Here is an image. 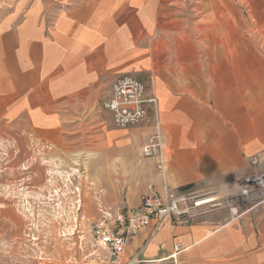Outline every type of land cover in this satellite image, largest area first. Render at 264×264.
<instances>
[{
	"label": "rangeland",
	"instance_id": "374dc122",
	"mask_svg": "<svg viewBox=\"0 0 264 264\" xmlns=\"http://www.w3.org/2000/svg\"><path fill=\"white\" fill-rule=\"evenodd\" d=\"M32 1L0 0V39L1 25ZM139 4L140 13L152 12L154 24L121 33L122 43H135L138 49H132L139 52L128 58V69L122 73L144 83L147 98L156 99L157 111L152 109L140 125L119 128L105 106L109 83L90 97L89 103L108 111L106 119L117 130L111 138L122 141L120 148L111 145L108 150L115 151L118 159L107 160L106 168L103 161L89 158L96 156V144L77 138L86 135V125L72 128L75 123H70L63 128L64 144L53 142L49 134L41 137L32 126L36 117L27 109L31 106L12 111L16 104L6 94L10 88L0 80V181L5 180L7 149L15 147L5 139L25 137L24 159L15 170L25 175L17 181L21 189L38 186L27 193L28 202L22 198L21 203L28 219L22 235L25 252L1 257L0 264H83L89 258L105 259L107 251L93 236L100 206L137 208L149 187L159 193L164 189L157 158L143 150L157 133L170 188L205 197L217 191L214 196L242 191L256 178L262 181L250 195L226 194L190 223L168 220L192 225L218 212L228 216V222L242 225L249 215L264 216V86H260L264 81L257 79L264 73V0H139ZM118 74H112V83L122 75ZM178 74L188 79L178 80ZM220 83L224 86L218 87ZM86 102V95L73 99L69 112L63 113L65 119L86 124ZM36 199V204L29 203ZM116 199L121 202L114 203ZM164 223L156 232L149 226L137 235L152 228L153 236Z\"/></svg>",
	"mask_w": 264,
	"mask_h": 264
},
{
	"label": "crops",
	"instance_id": "0c3cea01",
	"mask_svg": "<svg viewBox=\"0 0 264 264\" xmlns=\"http://www.w3.org/2000/svg\"><path fill=\"white\" fill-rule=\"evenodd\" d=\"M135 1L33 0L29 8L20 6L1 25L0 80L10 88L6 94L16 104L12 111L20 112L30 105L27 109L36 117L32 126L37 133L41 137L49 134L59 144L65 143L62 130L70 123H75L72 128L86 125V135L77 138L96 144L97 154L89 158L103 161L104 168L107 160L118 159L115 151H108L111 145L120 148L122 141L111 138L117 130L106 119L108 111L89 103V99L107 83L110 87L112 74H123L128 69V58L139 54L132 49H138L135 43H122L121 33L145 30L154 24L152 12L149 14L146 8L147 14L140 13L143 10L139 0ZM178 75V80L188 79L187 75ZM258 77L264 81V73ZM221 85L224 86L220 83L218 87ZM169 86L173 89L172 83ZM84 95L88 100L86 124L83 120L65 119L63 113L69 112L71 101ZM4 143L15 147L7 149L5 180L0 181V258L25 252L22 235L28 219L21 212L22 198L28 202L27 193L38 189H21L17 180L25 174L15 172L21 168L26 151L21 145L27 139L10 136ZM84 168L86 176V164ZM119 202L116 199L114 203ZM29 203L36 204L37 199ZM151 233L149 228L137 235L125 256L138 253L136 264H264V216L260 214L245 217L242 225L228 222V216L218 212L201 217L192 225L168 220L158 233ZM179 243L183 250L174 260V246ZM104 258H87L83 264H109Z\"/></svg>",
	"mask_w": 264,
	"mask_h": 264
},
{
	"label": "built area",
	"instance_id": "2783aa9c",
	"mask_svg": "<svg viewBox=\"0 0 264 264\" xmlns=\"http://www.w3.org/2000/svg\"><path fill=\"white\" fill-rule=\"evenodd\" d=\"M146 94L144 83L130 74H122L113 81L105 106L111 111L117 127L140 125L148 120L152 109L153 112L157 111L156 99L147 98ZM143 150L146 156L157 158V171L163 178L164 189L159 193L149 187V192L143 196L142 204L137 208L114 210L109 206H100L101 216L94 224L93 236L97 244L107 251L106 261L109 264H136L138 253L131 257L125 255L129 241L140 231L153 226L156 232L161 224L171 218L177 223H190L192 218L205 213L217 200L203 202L227 194L214 196L218 194L217 191L201 197L196 192L168 187L160 134L152 135ZM182 250L183 245L176 244L173 256Z\"/></svg>",
	"mask_w": 264,
	"mask_h": 264
},
{
	"label": "bare ground",
	"instance_id": "6f19581e",
	"mask_svg": "<svg viewBox=\"0 0 264 264\" xmlns=\"http://www.w3.org/2000/svg\"><path fill=\"white\" fill-rule=\"evenodd\" d=\"M262 181L260 180V179H255V181L253 180L252 181V184L250 185V186H244L243 188V190L242 191H240L242 188H240V190H239V192L237 191V192H230V194H227L226 196H230V197H232L231 195H236V196H240V195H250V192L251 193H253V192H255V186H257L259 183H261ZM247 184V183H246ZM245 187H247V188H245ZM238 194V195H237ZM243 196H241V198H243ZM221 197H215V198H211V199H207L205 202H203V203H208V202H211V201H215V200H219Z\"/></svg>",
	"mask_w": 264,
	"mask_h": 264
},
{
	"label": "trees",
	"instance_id": "16d2710c",
	"mask_svg": "<svg viewBox=\"0 0 264 264\" xmlns=\"http://www.w3.org/2000/svg\"><path fill=\"white\" fill-rule=\"evenodd\" d=\"M184 188H182V190H183Z\"/></svg>",
	"mask_w": 264,
	"mask_h": 264
}]
</instances>
